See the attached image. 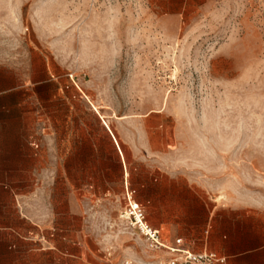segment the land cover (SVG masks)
I'll list each match as a JSON object with an SVG mask.
<instances>
[{
  "label": "rangeland",
  "instance_id": "obj_1",
  "mask_svg": "<svg viewBox=\"0 0 264 264\" xmlns=\"http://www.w3.org/2000/svg\"><path fill=\"white\" fill-rule=\"evenodd\" d=\"M6 86L50 88L113 127L145 118L165 161L264 214V0H0ZM122 205L110 194L93 210L112 251L138 245Z\"/></svg>",
  "mask_w": 264,
  "mask_h": 264
},
{
  "label": "crops",
  "instance_id": "obj_2",
  "mask_svg": "<svg viewBox=\"0 0 264 264\" xmlns=\"http://www.w3.org/2000/svg\"><path fill=\"white\" fill-rule=\"evenodd\" d=\"M49 91L0 88V264L165 260L164 251L141 257L138 236L137 246L121 238L106 257L93 210L101 196L129 190L164 241L180 239L227 264H264V214L255 204L219 200L189 170L165 161L175 154L161 156L162 134L147 136L145 118L113 127L109 112Z\"/></svg>",
  "mask_w": 264,
  "mask_h": 264
},
{
  "label": "built area",
  "instance_id": "obj_3",
  "mask_svg": "<svg viewBox=\"0 0 264 264\" xmlns=\"http://www.w3.org/2000/svg\"><path fill=\"white\" fill-rule=\"evenodd\" d=\"M134 193L129 190L123 196V205L119 211L118 220L143 241L148 252L164 251L168 256L157 263L126 258L119 264H227L224 257L215 253L207 251L196 253L184 248L180 239H175L173 242L164 241L160 231L147 222L145 208L135 201ZM106 257L108 259L112 257L111 250L106 252Z\"/></svg>",
  "mask_w": 264,
  "mask_h": 264
}]
</instances>
